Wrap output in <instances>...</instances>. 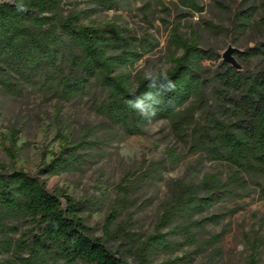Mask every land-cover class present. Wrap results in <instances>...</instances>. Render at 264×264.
<instances>
[{
    "label": "trees",
    "instance_id": "trees-1",
    "mask_svg": "<svg viewBox=\"0 0 264 264\" xmlns=\"http://www.w3.org/2000/svg\"><path fill=\"white\" fill-rule=\"evenodd\" d=\"M131 1L23 0L26 11H18L15 3H0V89L15 94L31 88L66 102L86 100L102 118L109 141L141 135L149 122L165 120L191 152L202 161L224 165L226 173L208 172L197 182L172 180L160 219L169 232L156 230L140 241L112 229L120 204L106 217L104 236L96 237L83 216L84 201L51 192L40 176L0 163V264H129L123 251L108 245L117 239L130 243L126 250L137 264H148L159 252L194 244L195 229L236 214L241 208L229 205L250 191L264 200V63L234 69L221 61L211 70L204 62L218 60L219 54L182 38L174 27L166 72L175 89L161 97L157 115L146 120L128 101L153 91L144 75L134 76L132 69L157 46L154 37L146 33L137 38L114 23L84 22L94 13L119 10ZM139 1L142 9L153 1L167 9L162 0ZM200 1L170 0L191 14L203 11ZM250 1L241 0L242 7L234 11V29L252 24L259 8L262 16L256 24L264 28V2L243 8ZM236 54L245 63L264 61V39ZM99 143L100 138L82 139L62 146L43 172L79 170ZM161 179L160 162L139 175L144 181ZM201 214L205 216L195 218ZM171 233L184 240L171 239ZM245 264L258 263L251 255Z\"/></svg>",
    "mask_w": 264,
    "mask_h": 264
},
{
    "label": "rangeland",
    "instance_id": "rangeland-1",
    "mask_svg": "<svg viewBox=\"0 0 264 264\" xmlns=\"http://www.w3.org/2000/svg\"><path fill=\"white\" fill-rule=\"evenodd\" d=\"M162 1L166 10L155 1L142 9L141 1L132 0L119 10L94 13L84 22L114 23L137 38L146 33L154 37L157 46L134 65V76L164 72L170 67L174 27L182 38L195 40L200 48L219 54L218 60L204 62L211 70L219 66L229 45L243 51L264 39V28L256 24L262 16L260 8L246 29L231 26L234 11L242 7L241 0H201L203 11L192 14L187 9H177L170 0ZM252 1L243 8L264 2ZM182 14L186 16L180 17ZM234 56L241 66L257 67L264 63L261 59L245 63L236 53ZM102 123L86 100L66 102L31 88L15 94L0 89V163L9 170L20 168L40 176L51 192L84 201L83 216L96 237L104 236L105 219L120 204L112 229L118 228L140 241L156 230L169 232L170 228L160 226V219L165 202L170 199L168 185L172 180L197 182L208 172L226 173L224 165L202 161L191 152L187 141L165 120L149 122L141 135L132 134L123 139L118 136L112 141L104 138L106 130ZM98 138L101 143L89 152V160L79 170L58 175L43 172L44 165L62 146ZM155 162H160L162 179L139 180V175ZM61 199L65 204V198ZM237 205L241 209L236 214L195 229L194 244L172 253L159 252L148 264H245L251 255L258 264H264V200L250 191L235 205H229V209ZM169 237L184 240L179 233H171ZM108 245L112 250L123 251L129 264H137L126 250L130 243L117 239Z\"/></svg>",
    "mask_w": 264,
    "mask_h": 264
},
{
    "label": "clouds",
    "instance_id": "clouds-1",
    "mask_svg": "<svg viewBox=\"0 0 264 264\" xmlns=\"http://www.w3.org/2000/svg\"><path fill=\"white\" fill-rule=\"evenodd\" d=\"M15 3L18 11H26L23 0H0V3ZM147 86L153 91L144 93L142 96H134L128 101V106L135 110L140 116L151 121L158 112L162 103L161 97L175 89V83L172 81L167 72H148L144 75ZM159 82V84H158Z\"/></svg>",
    "mask_w": 264,
    "mask_h": 264
},
{
    "label": "water",
    "instance_id": "water-1",
    "mask_svg": "<svg viewBox=\"0 0 264 264\" xmlns=\"http://www.w3.org/2000/svg\"><path fill=\"white\" fill-rule=\"evenodd\" d=\"M239 51L235 47L229 45L227 50L222 54V61L231 65L234 69H240L241 65L237 62L234 54Z\"/></svg>",
    "mask_w": 264,
    "mask_h": 264
}]
</instances>
